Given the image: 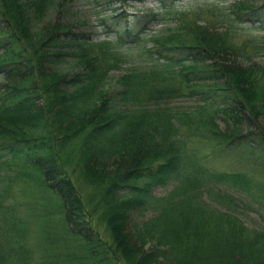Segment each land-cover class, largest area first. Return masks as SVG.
Masks as SVG:
<instances>
[{
	"label": "trees",
	"instance_id": "obj_1",
	"mask_svg": "<svg viewBox=\"0 0 264 264\" xmlns=\"http://www.w3.org/2000/svg\"><path fill=\"white\" fill-rule=\"evenodd\" d=\"M177 1L111 15L118 35L95 40L84 23H44L55 0H0V157L35 163L62 199L85 264H264V228L244 223L230 192L252 198L264 181L211 171L194 149L251 150L253 171L264 172V65L251 60L259 47L250 35L231 34L236 23L264 29V0L229 12H186ZM173 18L139 57L122 52L147 24ZM121 68L109 91V72ZM186 96L200 102L169 104ZM9 222L0 264H31L27 231Z\"/></svg>",
	"mask_w": 264,
	"mask_h": 264
},
{
	"label": "rangeland",
	"instance_id": "obj_2",
	"mask_svg": "<svg viewBox=\"0 0 264 264\" xmlns=\"http://www.w3.org/2000/svg\"><path fill=\"white\" fill-rule=\"evenodd\" d=\"M258 4L262 0H182L177 2V7L186 12H193L196 9H209L221 12L234 11L235 5L239 3ZM159 6L158 0H55L54 6L46 22H74L84 23L91 36L95 40H101L107 35L115 38L120 29L113 27L107 17L122 13L121 17L129 18L139 11H156ZM210 18V16H209ZM218 21V20H217ZM201 24V22H198ZM176 18L167 23H149L147 29L139 35L140 40L132 43L121 44L122 52L132 58L139 57L144 47L150 45L148 38L151 34L159 30L175 27ZM219 31L229 30L224 23L214 22ZM235 25V24H234ZM113 30L105 34L106 29ZM237 42L246 38V34L258 43L259 49L251 55V60L264 65V29H244L237 23L234 26ZM124 42H127L125 40ZM125 72V68L112 70L106 89L113 91L117 89L116 79ZM200 102L198 96L180 97L169 104L174 107H192ZM222 126V124H221ZM204 145V146H203ZM205 143L196 144L197 154L201 157V162L211 171H251L254 184L264 181L257 171H253V160L246 156L252 153L251 150H244L237 154H225L218 152L212 153L210 147ZM216 155V158L212 155ZM208 155V156H207ZM0 174L7 180L0 181V192L4 193L5 198L0 202V226L4 228L8 225L9 219L13 218L16 227H24L27 231V244L31 251V264H85L84 254L81 244L72 243L71 236L67 231V225L63 217L61 197L46 183L41 172L35 163L28 161L23 156L0 157ZM261 171V168L259 167ZM172 188L171 185L155 186L152 188V195L156 197L164 196ZM255 194L251 198L246 193L238 190H230L239 202L238 213L244 223L251 228H264V190L256 187ZM215 206V203H212ZM154 214L150 209L143 216L148 218ZM139 219H142L139 217ZM63 220V221H62ZM65 223V224H64ZM6 247L7 241L3 240Z\"/></svg>",
	"mask_w": 264,
	"mask_h": 264
}]
</instances>
